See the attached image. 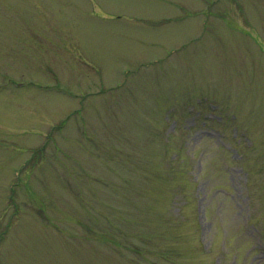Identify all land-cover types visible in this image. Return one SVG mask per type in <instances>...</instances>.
<instances>
[{
    "label": "rangeland",
    "instance_id": "374dc122",
    "mask_svg": "<svg viewBox=\"0 0 264 264\" xmlns=\"http://www.w3.org/2000/svg\"><path fill=\"white\" fill-rule=\"evenodd\" d=\"M0 264H264V0H0Z\"/></svg>",
    "mask_w": 264,
    "mask_h": 264
}]
</instances>
